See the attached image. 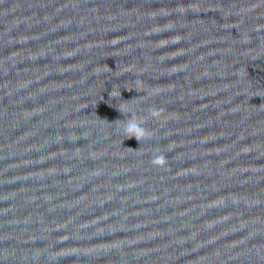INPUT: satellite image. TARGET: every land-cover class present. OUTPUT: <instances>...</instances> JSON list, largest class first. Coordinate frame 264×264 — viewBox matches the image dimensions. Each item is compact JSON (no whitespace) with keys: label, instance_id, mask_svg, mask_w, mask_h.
Instances as JSON below:
<instances>
[{"label":"water","instance_id":"obj_1","mask_svg":"<svg viewBox=\"0 0 264 264\" xmlns=\"http://www.w3.org/2000/svg\"><path fill=\"white\" fill-rule=\"evenodd\" d=\"M0 264H264V0H0Z\"/></svg>","mask_w":264,"mask_h":264},{"label":"clouds","instance_id":"obj_2","mask_svg":"<svg viewBox=\"0 0 264 264\" xmlns=\"http://www.w3.org/2000/svg\"><path fill=\"white\" fill-rule=\"evenodd\" d=\"M109 95H116V93H110ZM119 95H121V92L119 93ZM118 108L123 113L125 111H131V109L126 108L124 105H118ZM139 123H140L139 121H132V120H129L125 123L124 131L127 133V136H131V135L135 134V136L138 139H140V140L142 139L144 132L142 131V129L140 127L137 126ZM130 148H132V147H130Z\"/></svg>","mask_w":264,"mask_h":264}]
</instances>
